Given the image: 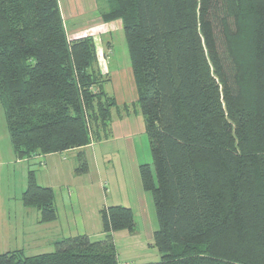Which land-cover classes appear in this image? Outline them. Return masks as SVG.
<instances>
[{"label":"trees","instance_id":"16d2710c","mask_svg":"<svg viewBox=\"0 0 264 264\" xmlns=\"http://www.w3.org/2000/svg\"><path fill=\"white\" fill-rule=\"evenodd\" d=\"M110 2L102 18L123 22L152 157L138 171L161 256L139 264H264V0ZM97 61L92 39L68 40L58 0H0V106L17 159L110 137L119 108ZM76 160L86 168L82 149ZM33 171L22 201L54 221L53 191ZM99 216L98 237L6 251L0 264H123L112 234L134 232L132 209Z\"/></svg>","mask_w":264,"mask_h":264},{"label":"rangeland","instance_id":"374dc122","mask_svg":"<svg viewBox=\"0 0 264 264\" xmlns=\"http://www.w3.org/2000/svg\"><path fill=\"white\" fill-rule=\"evenodd\" d=\"M64 1L66 0L58 1V7L67 38L68 40L85 37L92 39L97 53L98 72L103 79V90L108 96L114 98L119 108L117 116L114 112L113 119L123 118L129 114L133 116L136 111L133 110L134 108L139 114V105L136 103L137 88L129 63L123 22L119 18L109 21L102 18V14L111 8L110 0H98L95 13L92 12L93 17L91 18H88L91 16L88 15L92 9H83L80 0H69L68 4ZM127 107L129 112H127ZM113 119L110 124V136L113 133ZM130 126L138 132H134L129 140L107 141L96 147L90 145L85 148L83 151L86 168L78 171L75 157L63 161L60 158L62 155H57L59 151L53 152L56 160L52 164L48 161L46 164L42 161L40 163V160L35 161L30 159L31 157L17 159L9 141L3 110L0 106V253L22 249L24 255L33 256L54 250V245L48 242L53 230H49L47 225L39 222L38 209L25 205L22 201L27 176L33 169L35 182L53 183L56 191L59 190L60 182L71 184L81 182V188L78 187L71 194V205L68 208L60 205L58 213L61 223L72 232L76 231V226H82L85 230L95 233L100 225L98 233H101L100 216L90 210L93 202L87 199L86 192L95 188H98L100 192L102 183L106 186L108 201L111 199L110 202L129 203L133 199L138 230L134 235H130L125 229L113 232L112 240L117 258L121 263L126 264H132L131 261H126L130 259H137L138 262L160 260L161 255L158 249L152 245V241L150 245L146 237L148 226L151 238L153 229L158 226L152 193L144 191L137 184L140 182L139 164L152 163L149 136L144 130V122L131 120ZM96 142L92 138L90 143L95 144ZM122 147L125 149V163L117 161V156L120 154L103 155L108 149L114 150ZM49 158L52 157L49 156ZM100 182H102L101 185ZM99 203H102V200ZM40 232L44 236H41L42 240L37 243L36 236Z\"/></svg>","mask_w":264,"mask_h":264},{"label":"crops","instance_id":"0c3cea01","mask_svg":"<svg viewBox=\"0 0 264 264\" xmlns=\"http://www.w3.org/2000/svg\"><path fill=\"white\" fill-rule=\"evenodd\" d=\"M60 1V0H58ZM81 3L83 4V9H92L91 13L88 15L90 17L88 18H91L93 17L92 15V12L95 13V8L97 6V1L98 0H80ZM66 4L69 3V0H66L64 1ZM102 4V3H101ZM110 63V62H109ZM113 70V69H112ZM124 103V102H123ZM135 110V109H134ZM132 117V118H130ZM131 120H136V121H139L140 123L143 122V117L142 115L138 112L137 110L134 111V115L131 116V114L129 115H126L124 116L123 118H116V119H113V122H112V135L108 138V139H103V140H100V141H97L95 144L93 143H90L82 148H73L72 150H66V151H63V152H60L59 154L57 155H62V157L60 156V158L65 161L67 159H71L72 157H75L76 159V154L77 152L79 151V149L81 150H84L85 148L89 147L90 145L91 146H95L96 145H100L101 143H105L107 141H119V140H129L130 136L133 135L134 132H138V131H134V128H132L130 126V121ZM119 128V130H118ZM140 130L141 129V126H140ZM125 149L120 148V149H114V150H111V149H108L106 150L103 155H106L107 153H113L115 155H119L120 156H117V161L118 162H122V163H125ZM102 153V152H101ZM53 155H51V153H48V154H45L43 156H40V155H37V156H32L30 159H34L35 161H39L41 160L42 163L44 162V164L48 162H50L52 164V162H54L56 160V157L54 156V153H52ZM52 157L51 159L49 158ZM45 160V161H44ZM102 182H100V185H101ZM37 184L39 185H42V186H47V187H50L53 191V194H54V203H55V207H56V212H57V216H56V219L54 221H50V222H43L44 224L43 225H47V227H49V230H53L52 233L50 234L49 236V243L51 244H54V242L61 238V237H66V236H73V235H76V234H81V233H86L88 234L90 237H98L101 235V233L98 231H100V225H99V229L98 231H96L95 233L92 232V231H88L87 229L85 230L82 226H79V227H75V230L76 231H71V229H67L66 226H64L62 223H61V217L58 215L59 213V208H60V205L63 206V208H68L71 204V194L73 191H76L77 188L79 187V189L81 188V182H77V183H74V184H71V183H68V182H60L59 183V190H55L54 188L55 185H53V183H49V184H42V183H38ZM137 184L141 187V183L140 182H137ZM125 185V184H123ZM65 187V189H64ZM103 187V189H102ZM63 188V189H61ZM142 188V187H141ZM64 190V191H63ZM66 193V194H65ZM87 195V199H91V202H93V206L92 208H90V210L96 212L98 215H99V210L101 209V207L103 206H107V205H116V204H121V205H125V206H129L131 209H132V212H133V215H134V219H135V223H136V227H135V230L134 232H129L127 231L130 235H134L137 233V230H138V226H137V222H136V215H135V212H134V201L133 199L128 203V202H113L110 200L108 201L107 199V196H106V186L101 185V191L98 192V188H95L94 190H91V191H88L86 192ZM85 196V195H84ZM103 196V197H102ZM105 197V198H104ZM102 200V203H99V201ZM74 201V200H73ZM141 217V216H140ZM148 225V224H147ZM45 227V226H44ZM154 230V229H153ZM146 234H147V240L149 242V244L151 245V241H152V238L149 237L151 236L150 235V231H149V226L147 227L146 229ZM41 236H44V234L42 232H40L39 234H37L36 236V241L37 243H39V241H41L42 239H40ZM137 259H130V260H126V261H131L132 264H139L141 262H138L136 261ZM119 261V260H118ZM121 262V261H120Z\"/></svg>","mask_w":264,"mask_h":264},{"label":"built area","instance_id":"2783aa9c","mask_svg":"<svg viewBox=\"0 0 264 264\" xmlns=\"http://www.w3.org/2000/svg\"><path fill=\"white\" fill-rule=\"evenodd\" d=\"M123 264H126V263H123Z\"/></svg>","mask_w":264,"mask_h":264}]
</instances>
